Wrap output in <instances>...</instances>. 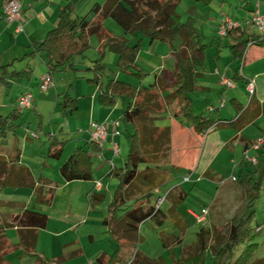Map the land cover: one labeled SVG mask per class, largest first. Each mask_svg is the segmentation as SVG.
Returning a JSON list of instances; mask_svg holds the SVG:
<instances>
[{"label":"trees","instance_id":"16d2710c","mask_svg":"<svg viewBox=\"0 0 264 264\" xmlns=\"http://www.w3.org/2000/svg\"><path fill=\"white\" fill-rule=\"evenodd\" d=\"M181 1L108 0L104 5H94L88 15L75 18L72 17L73 6L66 5L60 10L56 26L41 42L32 44L33 53L42 56L48 73L55 74L67 68L77 71L74 68V58L85 57L87 51L91 49L90 38L96 37L99 43V57L90 67L84 69L92 73V77L87 78V83L98 87L99 103L105 107L111 108L119 100H128L122 121L124 124H131L134 132L129 135V149L123 166L110 172L120 180V183L109 205V217L105 220L111 235L120 236L118 241L124 240L125 245L116 249L107 263L100 261L101 264H207L209 260L211 264H264V258L253 261L259 245L252 242L253 229L250 226L253 205L264 180V154L257 158L258 162L252 169L247 172L241 171L234 177V181L242 191L243 199L241 207L230 220L225 235H221L215 229L201 227L196 233V240L182 249L178 259L172 254L169 260L162 257L150 258L133 251L140 225L150 220L160 227L167 220V216L160 207L156 208L152 204L157 194L154 191L156 186L152 187L155 188L153 191L135 197L132 196L130 188L138 183L148 187L153 185V171L158 168L157 159L161 153V145L169 144L170 140L168 130L161 131L158 135L157 129L153 128L152 124L147 125L148 110L154 111L158 105L153 107L147 105L149 98L155 97L151 94L155 84L149 87L141 85L145 76L144 70L138 64L141 39L137 43L135 38L147 37L151 41L158 40L169 45L171 54L175 58V68L169 74L171 83L167 87L159 81L157 85L162 90L169 89L170 97L176 102L177 118L187 122L196 136L202 137L213 128L232 127L241 130L248 122V108L243 107L238 109V115L230 122H214L204 114L195 115L191 109L190 95L199 90L198 80L202 77L200 70L205 65L207 48H217L226 43L224 46L229 49L233 59L242 62L248 43L257 38L238 30L231 31L222 38L217 35L216 30V36L206 41V37L195 26L194 8L189 11L190 16L187 21L181 22L176 12ZM195 1L209 6L214 0ZM107 19L113 20L124 34L130 35L131 38H126L124 35L115 36L109 32L104 25ZM176 40H179L178 46ZM256 45H264V40L256 41ZM107 52L116 56L117 71L137 78L138 86L117 80L113 76L103 82L106 71L104 58ZM7 68L8 66L0 62V85H8L4 78ZM253 97L248 102L249 105ZM76 102V99L65 96L56 107L63 113L71 114L77 110ZM21 117L22 111L17 108L7 115L0 114L1 140H4L9 133L15 134L19 128L17 122ZM155 134H157L156 140L153 139ZM61 153L62 143L53 140L47 151L48 158L58 159ZM15 155V158H18V152ZM7 166L9 165L5 158L0 157V186L8 182V179L3 177V171ZM91 167L88 151L79 147L60 167L59 172L66 182L89 181ZM95 201H99L96 195L92 196L91 202ZM48 220L46 214L24 210L21 214L12 216L10 224L0 223V233L6 226L32 230L44 229ZM20 246L25 254L35 260V264H52L51 260L33 251L34 237L21 238ZM163 248L167 249V243L164 241Z\"/></svg>","mask_w":264,"mask_h":264},{"label":"crops","instance_id":"0c3cea01","mask_svg":"<svg viewBox=\"0 0 264 264\" xmlns=\"http://www.w3.org/2000/svg\"><path fill=\"white\" fill-rule=\"evenodd\" d=\"M19 1L22 4V31L16 32L17 24L8 23L3 18L2 5L4 1L0 0V62L2 65L8 66L6 75L4 76L6 82L8 83L7 86L13 85L14 90L20 91L16 98V101L28 89L30 90L33 96L32 110L38 112L39 107V109L41 110V103L49 101L51 102V104L57 106V103H59V101H61L65 96H68L71 99H76L77 110L71 114H64L73 115L75 112L82 111L85 116L84 120L87 122V124H90L91 121L98 123H106L108 137L107 141L103 145L102 150H100L94 144L91 146L89 136L90 132L88 134L86 133V131H82L81 129H79L78 133L75 136V142L73 146L69 149V155L65 159H62L63 151L65 149L64 143L59 142L56 138L50 140L51 142L53 140H56L57 142L62 143V153L58 159H51L47 157L45 159L43 168L52 169L54 164L50 160L61 159L63 162L59 164L58 169V174L60 176V184H58V182L54 180L51 181L49 176L46 175V172H43V170L40 171L41 175L39 176V178H37L35 175H33L32 171L30 170V168H28V166H24L23 164H21V160L23 159L24 155L18 153V158H15L16 151H8L3 154L4 156H0L2 158H5L7 164L9 165L3 171V177H6L8 179V182L5 185L14 187L16 190L32 187V191L29 194H23V197L25 196V198H21L23 199V201L18 200V202H9L10 205H13V207L16 208L10 210L7 209L0 213L1 224H10L12 216L21 214L24 210L38 212L39 210H37V206L33 205L35 199L36 202L39 204L41 203L51 205L54 202L55 198L54 194L52 195V193H48V190L54 192L58 188H61V190H68V201H70V207L68 212L58 215L57 217H52L51 220L48 216V224L44 229L32 230L20 229L11 226L4 227L0 233V264H35V260L29 255L25 254L20 246L21 238L23 237L28 239L34 237L35 247L33 251L39 254L40 256L51 260L52 264H64L66 261H74L80 258H84L83 264H101L100 261L107 263L113 253H115L116 249H119V247H123L125 245L124 240L118 241L120 236L111 235L108 230V227L105 224V220L109 217V206L108 212L105 215V219L103 221V226H105L106 228L105 233L110 235L111 241L105 240L103 248L94 249V252L91 253L87 250H91L89 246L90 243H93L94 241L93 235L89 234L88 242L86 241V236L83 233H80L81 230L84 228H88L86 229L87 233L91 230V228H98V226L93 225L95 223L94 220L96 219L92 217V213L97 212L96 204L102 202L105 198V196L101 194L104 193V191L106 190L109 191L114 182L118 184L119 187L120 180L114 175L110 174V172L113 169L115 170L122 167H117L115 159L120 158L122 156V153H124V144H126L125 142H127V146L129 149V140L127 139L124 141V139H122L121 133L119 132L120 130H118V127L120 125L117 127L119 135L112 136L114 127L111 124L113 121L116 120L122 121V114L126 109V106H123L121 116H117L116 114L118 110V103L111 108L101 105L98 100V91H83L82 95L80 96H78L77 93L74 92V97L71 96L70 91L65 92V94L63 91H55L56 93H51L52 91L50 92V90H52L53 88H57V85L62 82L60 77H58L56 74H53V78L55 81L54 87L48 90L49 92L47 91L46 93H42L37 97L35 96V93L32 92L34 91L32 81H34L36 77H38L37 75H40L38 78V80L40 81V77H42L45 72H48V68L46 67L42 56L40 54L33 53L32 44L41 42L45 38L46 34L56 26L60 10L64 6H73L72 17L75 18L88 15L92 7L94 5H101V2H99V0H91L89 1V3L85 0ZM103 1H105V4L108 0ZM239 9V11L243 13H236L234 16L230 17L235 20H241L245 17H248L250 12L253 11L252 9H243L242 5H240ZM220 23L221 21L217 23L214 28V37L216 36V30ZM224 45L218 46L217 48L213 49L218 52L216 58L218 65H220L222 62L219 52L223 49L228 50L229 57L226 58L227 66L224 69H221V71L224 72L222 74H225V76L234 83V88H226L222 86L220 81L218 80V85L220 88H226L230 91L222 93V99L220 100L219 104L221 105L222 101H224L223 107H210L213 108V111L209 110L210 108L208 109V111L213 113L217 112L216 121L211 119L212 121L230 122L238 115L237 112L239 108H248V122L241 130L232 127L213 128L214 130H216V146L212 148V151L218 149L220 152H225L227 155H230L233 158L237 157L238 153L240 152L242 159L238 162L237 165L241 167L242 171H245V165L243 164H247V162H249L247 159V161H245L244 157V151L246 149H248V155L251 157L258 158L259 156L264 154V149H262L261 151H255L253 149H250V144L254 140L260 137L264 138V136L260 134L249 135L243 133V131H245L248 125L257 122L256 120L259 118V116L264 113V45H254L250 47L248 49L244 64L242 66L241 62L233 59L229 52V49ZM235 64H240V66L237 67ZM41 65H44L45 67L43 71L40 70L39 66ZM81 67L82 66H74L77 71H80L82 69ZM203 71L204 68L200 70V72L202 73L201 78L206 77ZM216 71L219 72L217 67L215 68L214 74H216ZM169 74L170 73H165L163 77H161L160 75V77L156 78L154 82L155 87L152 89L151 94L153 95V93L156 92L157 96H154L160 98L161 101L159 100L157 103L158 106L156 107V109L158 110H148L146 114V120L152 124L153 128L157 129V133L164 130L169 131L170 155L168 163L165 166L160 168L158 167L153 171L152 181H154L155 178L159 177L160 173H163V175L165 174V178L162 177L160 180H158L159 182L156 186V190H154L155 188H151L150 191L154 190L158 195V197L156 199H153L152 201V204H154V206L156 207L157 200L161 197V188L165 190L163 197L165 198V200L160 205V209L167 216V220L165 221V223L170 222L171 224H173L175 230H177L178 233H163L161 239L164 242H166L167 240L171 242L173 241L174 245L172 246H168L171 242H166L167 250L170 249L171 254L176 258V252L174 247H180V255V252L186 246L184 242V231L188 226V220L186 219L187 216L193 219L195 222L194 215L199 214L202 209H207L208 214L205 216L204 222L202 224H197L195 222L199 226L197 232L201 227L213 230V228H211L210 226L207 227L205 226V224L207 221L208 223L213 221V216L215 215V205L218 199L220 198L218 196L221 194L222 198L231 200L230 191L232 189L234 191L238 189V192L240 194V187L238 186L235 188L237 183L236 181H233V176H231L230 182H232L234 185L229 186L230 188L228 187L224 189L225 187L223 186L226 183L224 180L221 179L219 174L211 168L212 164L209 161L210 157H208L204 164V167L201 170H194L193 174L189 171L184 173V177L181 182L176 179L177 176L182 174V171H180V167H183V163L185 159H187L184 154V148H188L191 146V144H195V148L192 152V156L195 157L198 142L201 140V137L196 136L193 133L190 128V125L187 122L182 121L180 118H177V106L176 102L172 98L170 100V104H167L165 102V100L170 97L168 92L169 89L167 88L166 90H162L157 84L159 83V81H162L163 83L166 82V80L169 79ZM205 79V82H202L201 80L198 82L199 90L195 91L194 93L207 92L208 87L204 86L205 83H207V77ZM247 79L254 80L255 94L252 103L250 105L247 103V105L244 106L243 102H241L239 98L238 93H240L241 91L240 86L244 87V92L246 93L245 86ZM169 85H167V87ZM134 86H138V84ZM224 95L230 96L231 99L229 105H227V101L226 98H224ZM164 109L168 110L166 118L169 119V117H171V125L169 127L160 125V123L157 122L158 120H163V118L156 117V115L164 112ZM254 113L257 114L254 115ZM22 117L17 122L18 125H22ZM183 122L186 123V127L183 125ZM20 132L21 130L18 128V130L14 134V137L16 138L20 134ZM7 138L8 135L4 140H1L2 143L6 142ZM114 143L117 144L120 149L118 156H114L112 152V145ZM79 147L85 148L91 158V180L66 182L60 175V167L67 161V159L74 152V150ZM233 158L232 160H234ZM111 163H113V166H111ZM97 182L100 183L99 189L96 188ZM188 182L193 183V185L195 186L194 190L197 188V186L200 185L199 189L196 190L201 193V198L205 200V204H202V206H200V208L196 211L194 209L188 208L185 212H183L181 211V203L186 200L189 195V189H187L185 185ZM213 183L217 184L218 186H222V189H217L214 195H209L210 191L212 190L211 185ZM140 184L148 188V186H146L145 184ZM4 186L2 185L0 187ZM94 195L99 197V201H95L93 203L91 201L92 196ZM113 195L111 197V200L113 198ZM75 201L77 203H75ZM166 201H168L167 206L165 208H162ZM74 205L81 206L80 210L83 211V214H81L78 218L75 217L77 210L73 207ZM149 221L150 220L145 222ZM51 224H53L52 228ZM46 238H48V244L42 246L44 245ZM195 240L196 234L194 236L193 242ZM142 254L147 256V253L145 252H143Z\"/></svg>","mask_w":264,"mask_h":264},{"label":"rangeland","instance_id":"374dc122","mask_svg":"<svg viewBox=\"0 0 264 264\" xmlns=\"http://www.w3.org/2000/svg\"><path fill=\"white\" fill-rule=\"evenodd\" d=\"M89 3L91 0H85ZM100 4L103 5L105 1L99 0ZM242 5L243 9H252L255 10L258 6L260 8V12L264 15V0H247L246 2L243 0H214L209 6H204L201 3L196 2L195 0H182L178 5L176 12L180 16L181 22H186L188 16H190L189 11L194 8V23L196 28L201 32L203 36L206 37V41H210L212 37H214V28L217 23L223 20L226 16H234L236 13L240 14L239 8ZM91 18V17H90ZM242 20V19H241ZM105 27L109 32L114 34L115 36L124 35L126 38H131L130 35L124 34V31L111 19H107L104 23ZM141 41L139 42V40ZM135 41L140 43V51L138 54V64L144 70L145 76L142 79V86L149 87L153 85L157 77H163L165 73H171L175 68V58L171 55L170 47L168 44L153 40L151 41L147 37L137 36ZM176 45L178 46L179 40H176ZM91 49L87 51L85 57L76 56L74 58L75 67L82 66L80 71L73 70L72 68H67L62 72L55 73L62 82L57 85V88H53L50 90L51 93H56L55 91H63L64 94L67 91H70L72 97H74V92L77 93L78 96L82 95L83 91H99L98 87L93 84L87 83V78L92 77V73L90 71H82L83 69L90 67L92 62L99 57L98 47L99 43L96 37L90 38ZM221 56V64L218 65L216 60L218 52L213 48H207L205 51V66L204 73L207 77V83L204 86L208 87L207 92H196L190 95L191 98V109L195 115L204 114L209 116L210 119L216 121L217 112H209L208 109L210 107L217 108L220 106V100L222 99V93L226 91H230L228 89H222L218 85L219 76L214 74L215 68L217 67L219 72L222 74L224 72L221 69H224L227 65L226 58L229 57L228 50L223 49L220 52ZM104 62L106 65V71L103 76V82L105 83L110 76L114 78L132 83L133 85H137L139 80L133 76L119 73L115 67L116 56L113 53H106ZM78 64V66H77ZM237 67L240 64H235ZM40 70L43 71L45 69L44 65L39 66ZM38 70V68H37ZM46 73V72H45ZM44 73V75H45ZM36 79L32 81V86L34 88L35 96L41 95L43 92L40 90V81L38 80L40 75H37ZM205 77V78H206ZM205 78H199L198 81L205 82ZM41 79V77H40ZM167 79V78H166ZM205 79V80H203ZM171 83V79L166 80L164 84L167 86ZM201 84V83H200ZM204 84V83H203ZM58 89V90H57ZM32 90V88H31ZM239 98L241 102H243L244 106L249 102L248 95L244 92V87L240 86ZM27 91H30L27 89ZM26 91V92H27ZM20 91L14 90L13 85L4 86L0 85V114L6 115L13 110H15L17 101L16 98ZM49 92V91H48ZM153 95L157 96V93L154 92ZM230 95V94H229ZM226 98L227 105L230 104V96L224 95ZM161 101L160 98L150 97L148 100V106H156L158 101ZM171 97L167 98L165 102L170 104ZM127 99L118 101V110L117 116H121L123 106H126ZM162 105V104H161ZM165 105V104H164ZM41 110L38 108V112H35L31 109L22 110V125H19V129L21 130L20 134L15 138L14 135L9 133L6 142L1 141L0 138V156H4L8 151H16L19 154L24 155L21 160L24 166H28L32 171L33 175L37 178L41 175L40 171H45L46 175L49 178L59 183L60 176L58 174L59 164L63 161L60 160H50L54 166L53 168H43L45 163V159L47 156V150L51 143L50 140L57 139L59 142L64 143V151L63 158L65 159L70 152V148L73 146L75 142V136L78 133V130L86 131L89 134V124L84 120L85 116L82 111L75 112L73 115L64 114L56 105L51 104V102L41 103ZM225 111V110H224ZM159 113V112H158ZM168 110L164 109V112L157 114L156 117L163 118L162 121H157L160 125L169 127L171 117H167ZM257 122L250 124L246 127L243 133L249 135L260 134L264 136V113H262L259 118L256 120ZM120 126L118 127L119 132L121 133L122 139L129 140V134L134 132L131 124H124L123 121L119 120ZM184 123V122H183ZM178 124V123H177ZM151 125V123L147 124ZM159 125V126H160ZM186 127V123L183 124ZM22 126V127H21ZM152 126V125H151ZM158 126V125H156ZM216 130L212 129L210 133H205L201 140L198 142L197 152L195 157L192 156V152L195 148V144H191L190 147L185 149V159L183 163V167H180V171L182 174L176 177L180 182L183 180L184 173L191 172L193 174L194 170H201L204 167V164L208 157H210L209 161L211 162V168L215 170L222 180L225 181L224 189L228 188L231 185H234L230 182V177H234L241 173V167L237 164L242 159L240 152L238 153L236 158L227 155L225 152H220L218 149L212 151V148L216 146ZM160 133V132H159ZM158 133V135H159ZM32 135H36V137H32ZM90 136V135H89ZM157 134L154 135L156 140ZM27 139V141H26ZM124 144V153L120 158L115 159L117 167L123 166L124 160L128 154V146L127 142ZM161 153L157 159L158 167H163L168 163L169 155H170V145L162 144L161 145ZM212 153V154H211ZM211 154V155H210ZM232 158L235 160H232ZM119 159V160H118ZM20 161V162H21ZM235 163H234V162ZM245 161H247L245 159ZM245 165V171H249L252 169L253 165L251 162H247ZM238 166V167H237ZM168 176V175H167ZM165 178V174L160 173L159 177L155 178L153 181V185L151 187H144L140 183L132 186L130 191L132 192V196H141L151 190L152 187L157 186L158 180L161 178ZM159 178V179H158ZM193 182V180H192ZM188 182L186 188L188 190V197L181 203V211L185 212L188 208L194 209L195 211L205 204V200L201 198V193L197 191L200 187L197 186V190H194L193 183ZM230 182V184H229ZM118 183V182H117ZM212 190L209 195H214L217 189L221 190L222 186H218L213 183ZM238 187L236 184L235 188ZM118 188V184L115 182L112 184V187L109 191H104L101 195H104L105 198L102 202L96 204L97 212L92 213V217L95 218L94 226H98V228H91L90 231H86L88 228H84L81 230L80 234H84L86 236V241L89 242L88 236L92 234L94 237L93 243H90V249L88 252H94V249L103 248L104 241H111L110 235L106 232L105 226H103V221L105 219V215L108 212V206L110 204V200L115 190ZM230 188V187H229ZM236 190V189H235ZM32 191V187H28L25 189H15L14 187H10L5 185L4 187H0V213L7 209H13V205H10L9 202H18V200L23 201L21 199L23 194H29ZM165 190L161 188L160 191V199L164 197ZM48 193L54 194V202L51 205L47 204H39L36 202V199L33 202L34 206H37L38 212H42L49 216L50 220L52 217H57L58 215L64 214L68 212L70 201H68V190H61V188L56 189V191H49ZM231 200H227L220 197L215 205V215L213 216V221L208 223L206 222L205 226L215 229L221 235H225L227 233L230 220L235 215V213L239 210L242 205V191L240 189V194L238 189L234 191L233 189L230 191ZM155 199L158 197L156 194ZM25 198V196L23 197ZM167 202H165L162 208L167 206ZM75 203H77L75 201ZM240 206V207H239ZM77 211L75 217L78 218L83 211L80 210L81 206H73ZM239 207V208H238ZM188 226L184 231V242L186 246L191 245L194 240V236L197 232L198 225L194 222L193 219L187 216ZM250 226L253 229L252 231V242L257 243L259 248L254 256V262L259 259L264 258V230L257 231L256 227L264 226V180L261 183V189L258 198L254 202L253 205V216L251 218ZM53 224H51V228ZM91 232V233H90ZM163 233H178L175 230L173 224L170 222H166L162 226L158 227L151 221L145 222L139 227L138 234L136 237V243L134 244L133 251L140 253H147V256L150 258H158L162 257L165 260H169L171 256L170 249L163 248V241L161 239ZM48 238L45 239L44 245L48 244ZM166 242H171L167 240ZM174 245L173 241L169 243L168 246ZM175 248V256L176 259L179 258V250L180 247L176 246ZM84 258H80L74 261H66L64 264H83ZM17 264V263H14ZM207 264H211L210 260Z\"/></svg>","mask_w":264,"mask_h":264},{"label":"built area","instance_id":"2783aa9c","mask_svg":"<svg viewBox=\"0 0 264 264\" xmlns=\"http://www.w3.org/2000/svg\"><path fill=\"white\" fill-rule=\"evenodd\" d=\"M4 19L8 23H16V32L22 31V4L19 0H6L2 5ZM240 31L246 32L249 35H254L257 39L248 43L247 48L244 52L243 59L241 62V66L244 64V60L246 58L248 49L254 45H256V41L264 40V15L261 14L259 6L248 16L242 20H234L228 16L224 17L221 21L220 25L217 29V35L219 37H225L231 31ZM219 75L220 83L222 86L226 88H234V83L228 79L225 74H220L218 71L215 72ZM55 81L53 78V74L46 73L40 79V90L43 93H46L48 90L54 87ZM246 93L250 99L255 94V83L253 79H247L245 86ZM32 100L33 96L30 91L23 93L19 99L17 100L16 107L18 110H29L32 108ZM224 106V101H222L220 107ZM209 110L213 111V108ZM114 127V131L112 136H118L119 132L117 131V127L120 125L119 121H113L111 124ZM90 129V142L96 145L100 150H102L104 143L107 141L108 132L106 123H98L91 121L89 124ZM32 137H36V135H32ZM250 149L255 151H261L264 149V138L260 137L254 140L250 144ZM112 152L114 156H118L120 149L117 144L112 145ZM244 157L252 165H256L258 159L256 157H251L248 155V149L244 151ZM113 166V163H111ZM233 179V178H232ZM188 180V179H186ZM100 183H96V188L99 189ZM165 198L158 199L156 208H159L163 203ZM208 214L207 209H202L199 214L194 215L195 222L197 224H202L205 220V216ZM264 230V226L258 227L257 231Z\"/></svg>","mask_w":264,"mask_h":264}]
</instances>
